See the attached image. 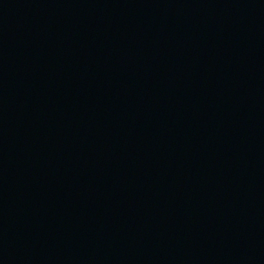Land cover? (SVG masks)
Returning <instances> with one entry per match:
<instances>
[{
    "label": "water",
    "instance_id": "water-1",
    "mask_svg": "<svg viewBox=\"0 0 264 264\" xmlns=\"http://www.w3.org/2000/svg\"><path fill=\"white\" fill-rule=\"evenodd\" d=\"M0 264H264V0H0Z\"/></svg>",
    "mask_w": 264,
    "mask_h": 264
}]
</instances>
